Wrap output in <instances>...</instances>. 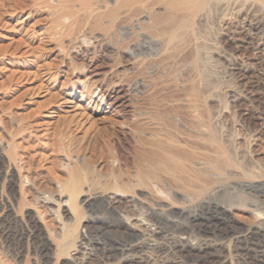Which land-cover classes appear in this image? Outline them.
<instances>
[{"label":"rangeland","instance_id":"rangeland-1","mask_svg":"<svg viewBox=\"0 0 264 264\" xmlns=\"http://www.w3.org/2000/svg\"><path fill=\"white\" fill-rule=\"evenodd\" d=\"M104 1L0 0V143L7 147L10 143L8 136L13 134L12 143L18 146L17 168L11 165L17 181L15 200L10 196L6 181L0 182L1 264H67L64 255L55 256L51 261L40 255L37 238L32 236L35 229L28 223V219L35 214L36 229L45 237V242L47 240L56 245L53 234L51 231L47 234V231H53L58 223H68L72 219L65 210L67 194L63 192L59 196V186L62 183L68 184V177L73 171H82L83 161L84 164L103 168L106 174L111 166L113 170L117 167L118 162L111 161L112 154L121 155V168L133 172L132 161L138 147L128 125L135 121L136 113L141 110L191 119L194 112H190L189 106L196 104L201 116L216 119L217 131L227 139V147L231 146L236 151L238 160L254 158L256 169L264 174V35L254 29L252 22L241 16L243 12H248V15L258 12L264 25V11L259 12L261 10L257 11V6L248 4L240 7L242 13L237 7L231 11L223 6L210 10L211 13L202 11L193 24L196 30L194 34L184 32L169 43L166 34L172 26L165 21L168 10L159 0H150L147 3L149 8L134 2L131 7H121V0L119 7H116L114 0ZM101 3L105 4L101 6ZM97 5L108 6L110 12L116 10L114 25L108 28L107 22L111 17H104L98 21L100 27H95V16L90 15L97 12ZM146 11L149 12V18H160L158 26L155 25L158 30L151 28L150 23H133V19L144 20L142 16ZM177 12L175 16L179 17L181 13ZM82 87L86 90L90 88L88 91L92 99L99 102L104 110L115 109L119 114L117 122L110 123L102 117V112L96 114L90 107H86L85 97L80 99ZM21 135L25 139L21 140ZM142 149L148 151L146 146ZM8 160L5 157L7 163H13ZM32 173L36 176L35 186L54 188L56 201L53 208L58 206L59 200L63 211L59 209L62 221L56 215L45 212L32 200L29 182L24 179L25 175ZM18 174L25 181L22 189ZM100 177L97 185L90 187L88 183L83 184L84 190L90 188L87 200L102 194L100 186L108 182L109 177ZM262 177L252 181H255L254 184L264 182ZM160 178L152 183V189H141L143 195L138 196L141 203L134 213L147 214L150 205L159 208L156 204H164L168 206L164 209L171 205L175 209L184 208L186 212L201 215L204 217L203 224L201 221H198L197 226L194 224L193 239L199 243L206 239L209 243H215V247L208 250L214 255L202 261L198 259L201 253L194 248H187L182 254L177 250V253L173 252V249L167 252L142 248L141 252L153 259L139 264H264V253L256 246V240L238 237L240 233L244 234L239 230L237 235H226L224 231L219 233L225 224H216L210 214L203 212L204 205L193 197L192 192L181 190L164 175ZM230 187L234 190H224L209 202L228 205L231 199H239L244 195L243 198L250 206L258 208L253 210L256 213L252 211L254 214L248 221H261L264 227V193H260L257 188H237L232 184ZM44 197L39 201L47 202ZM8 203L14 206L18 223L4 219L1 205ZM91 207L89 210L87 208V214L102 219L112 218L98 200ZM122 207L123 211L132 213L129 212L130 208L125 205ZM171 219L179 222L183 219L184 223H190L184 217ZM204 226L210 229L205 230ZM199 228L204 229V232ZM86 231V228L80 226L81 237L77 242L80 253L72 251L78 264H121L122 257L108 256L105 250L111 240L120 239L118 234L101 232L93 233L90 237ZM144 233L132 241L122 237L121 243L148 242L150 237ZM92 241L103 244L95 247ZM167 241L171 240H158L159 243ZM16 252L19 253L18 258ZM89 253L95 254L96 258L86 262L83 256ZM127 254L133 253L122 256Z\"/></svg>","mask_w":264,"mask_h":264},{"label":"bare ground","instance_id":"bare-ground-1","mask_svg":"<svg viewBox=\"0 0 264 264\" xmlns=\"http://www.w3.org/2000/svg\"><path fill=\"white\" fill-rule=\"evenodd\" d=\"M121 1H122V3L120 4L121 7H129V6L131 7V3L134 2L137 4H144L145 8H149V6L147 7V3L150 2V0H121ZM159 1L162 2L165 5V8L168 10L165 21L171 24L172 26V29H170L171 31H169V33L166 34L167 40H168L167 42L169 43L173 41L175 38L182 36L184 32H191L194 34V31L196 30H194L193 24L195 22V19H197L196 17L198 16V14L201 13L202 11L209 12L210 10H213V9L215 10V8L219 6L220 7L223 6L227 10L228 9L231 10L234 7L235 8L237 7L236 9L238 11L240 10L242 11L240 7H243L247 4L249 6L251 5H255V7L257 6L258 7L257 11H259V9L261 10L259 12L264 11V0H159ZM103 4L101 3V6ZM114 5L116 7H119V0H114ZM101 6L97 5L95 7V10H97V12L95 13L93 12V14H91L90 16L92 17L95 16L94 25L96 28L100 27L101 23H99L98 21H100L102 18L111 17L110 21L107 22L109 23L107 25L109 28L112 25H114V20H116L115 19L116 10L114 9V12H110V8L107 9L108 6L106 5L103 7ZM150 7L152 8L153 5L152 6L150 5ZM177 11L181 13L179 17L175 16L176 15L175 12ZM241 11L240 13H242ZM253 11L255 10L253 9ZM144 13H146L142 16L144 20L143 19L140 20L141 18L133 19V23H135L136 25H140L141 23L142 24L150 23L151 28H154L155 31L158 30L155 28V25L156 27L158 26L160 18L158 19L155 16H153L152 18L151 17L149 18V12L146 11ZM247 13L243 12L241 14V16H243L242 18L244 17L245 19L247 18L250 22H252L254 29L256 31H260V33L264 35V25L262 23V18H260L259 16L260 13L258 14V12L256 13L254 12L251 15H248ZM206 16L207 15H205V17ZM230 16L232 17L231 13H230ZM230 16L228 15L227 17L230 18ZM224 18H225V15H224ZM263 18H264V14H263ZM130 28L131 27L127 29L129 30ZM125 32L127 33V31ZM202 71L203 70H201V72ZM82 88H83V91H82L83 93L81 92L80 99H83L85 97V100L87 101L86 107H90L91 111L96 114L102 112L104 114V116L102 117H104V119L109 121L110 123L117 122L116 118H118L119 114H117L115 109L110 108L109 110L107 109L104 110V107L99 102H96L92 99V96L90 95L91 92L88 91L90 88L87 90L85 89V87H82ZM195 105L196 104L189 106L190 112L191 111L194 112L193 116L190 117L191 119H189V117H187L186 119L185 118L183 119L182 117L180 118L175 115L172 116L170 114H159L155 112L154 113L147 112L144 110H141L136 113L137 115H136L135 121L133 120L134 122L128 125L131 132L133 133V134L131 133L133 135V141L135 145L138 147L137 150L135 149L136 153L132 161L133 162L132 165L134 168L133 172H129L121 168V155L112 154L111 161L118 162L116 165L117 167L116 168L114 167V170L116 171L114 172L113 166H111L110 169L106 172V174L103 173V168H98L96 165L84 164L85 161H83L81 165V169H80L82 170L81 172L77 170L73 171L68 177V180H67L68 184L65 183L67 185H63V183L62 185L59 184L60 185L59 187H61V191H59L60 195L59 194L58 195L59 196L63 195L64 194L63 192H66L67 194L66 202L68 204L65 210L66 212L68 211L70 215L72 216L71 221H69L68 223L61 222L62 213H60L59 211L60 209L59 200H57L59 202L57 203L58 206H56V208H53L54 207L53 205H55L54 202L56 201L54 199V195H55V191L53 190L54 188H48L49 186L47 188L45 186L44 188H41V187L39 188L38 186H35L36 176H34L33 173L29 176L25 175L24 179H26V182H29V186H30L29 192L31 193L32 200L35 203L39 204L40 207L45 212H49L50 214L56 215V217H58V219L61 220L60 221L61 223H58V226L56 227V229H54L53 231L49 229L47 231V234L49 231H51V233L53 234L55 238L54 240H56V245H55L54 243L47 242V240L45 242V237H43L40 231L36 229L35 226L37 224V218L35 214L34 216L32 215L29 217L28 219L29 222L28 221L27 222L35 229L32 232V236L35 239L37 238V244L39 247L40 255H42V257H44L45 260L50 259V261L51 259L52 260L55 259L57 256L64 255L66 256L67 264H78L77 257L73 255L74 253L72 254V251H76V253H80V250H78L79 246H77V242H78V239L81 237L79 236V228L80 226H82L87 229L86 231L87 236H90L93 233L100 234L101 232L103 234H107L109 232H112L113 234L114 233L118 234L119 235L118 237H120V239L111 240V243L109 242L110 244H108V248L106 247L105 250L108 256L122 257L120 258L121 264H135V263L139 264V263L146 262L147 260L150 261L151 259H153L152 257H149L150 255L145 256V253L143 254L141 252L142 248H145L148 250L150 249L152 251L156 249L158 250L160 249L162 251H167V252L173 249V252H176L175 250H177L179 251V253L185 251L187 248L189 249L194 248L198 252L201 253L200 255L198 254L199 255L198 259L202 261H206V259H209L211 256L214 255V253L208 252V250L212 248L213 246L215 247V243L214 244L213 242L209 243V241H206L207 239L203 241V243L195 242V239H193L194 237L192 235V232L195 226L194 224H196L197 226L198 221H201L202 223L204 217L198 214H193L190 211L186 212L184 208L175 209L171 205L169 206V208L164 209L165 207H168L164 204H156L159 206V208H155V207L153 208L150 205L148 207L149 212H147V214H143V213L139 214L140 212L138 214L134 213L137 205L141 203V200L138 198L139 195L140 196L143 195V192H142L143 190L141 189H144V188L152 189L151 187L152 183L157 181L162 175L168 177L172 181L171 183H174L175 185L180 187L181 190L183 189L184 191L188 190L189 192H192V194L194 195L193 197H195L197 200H200V203L204 205L202 206L203 212L210 214V218L214 220L216 224L218 225L225 224V227L223 230L219 229V233L220 231H224L223 233L226 235L230 233L237 235L239 231H242L244 232V234L240 233L238 237L247 238V240L248 239L256 240V242H258L256 246L259 248L261 253H264L263 222L258 221L254 223V222L248 221L252 213L254 212L253 210L258 209L257 207L254 208V206H250L247 203V201H245V199L243 198L244 195L243 197L241 196L240 198L238 197L239 199H235V198L233 200L231 199V203L229 201L228 205H223L215 201H214L215 203L209 202V200L212 201L213 197L220 194L224 190H227V189L229 190V188L231 190H234L233 187H230V184L235 185L237 188L239 187L249 188V189L257 188L260 193H264V182H259V183L257 182V184H254L255 181L254 182L252 181L254 179L261 177L262 175L264 176V174H261L260 171L256 169L257 164L255 163V161H253L254 158L245 157L243 158L244 159L243 161H239L236 151H233L230 148L231 146L227 147V145L225 144L227 139L223 138V136H221L220 133L217 131L216 119L214 117L213 119L210 116L204 118L197 112V110L199 109ZM189 110L187 109V111ZM24 129L27 130V128H24ZM23 130L21 129L20 131H23ZM23 132H25V130ZM8 137L11 141L9 139L8 140L10 143L6 141L9 143L7 147L3 146V144L0 143V182L6 181V187L9 190L10 196L12 199L15 200V196H16L15 187L17 186V181L15 178V173L13 171L14 168L12 167L14 166L15 168H17L16 167V157H18L17 155L18 146L12 143V140L14 137L13 134L12 135L10 134V136ZM21 138H20L21 140L25 139V137L23 136ZM145 146L147 147L148 151L146 150L144 151L142 149ZM140 148L142 150H139ZM242 156L243 155H241L240 160ZM5 157L6 159H9L8 161H13V163L12 164H10L9 162L7 163L5 161ZM260 159H257L256 161H259ZM11 165L13 166L11 167ZM99 167H101V165ZM101 175H105L109 177V181L106 183L104 182L103 185L100 186L102 187V190H101L102 194H99V196L93 197L92 200H87L88 199L87 197L90 196L89 195L90 193H88L90 191V188L88 190H84L83 184L88 183V186L90 187H92L94 184L97 185L98 178ZM18 176H19V180H18L19 185L21 187L20 189H22L23 183L25 181H23L24 179L22 180V176L20 174H18ZM262 178L264 179V177ZM234 180L235 181L237 180V181L234 182ZM106 191H109V192H106ZM43 195L46 196L44 197V199H46L47 202H45V200H43V202L39 201L41 197H43ZM97 200L100 202V204L104 206L105 211L112 216L110 220L99 218L91 213L87 214V208L89 210V208L93 206V203ZM145 201L147 200L145 199ZM84 205L85 207H83ZM123 205L130 208L129 212H132V213L123 211L121 209L123 208L122 207ZM260 205H259V208H260ZM1 206L4 212V213L2 212V214L4 215V219L7 221L9 220L14 223H18V220L16 217L17 215L15 214L16 212L13 209L14 206L12 207L11 204L9 205L2 204ZM254 213H256V211ZM176 216L177 218L184 217L190 220V223H184L185 221L183 222V219H182V222L171 219L172 217H176ZM240 222H244V224L241 225ZM207 224H204V225H207ZM161 226L166 227V229H163V227ZM204 229L207 230L210 228L205 227ZM204 229L202 230L201 228H199V230L202 232H204ZM143 232H146L144 234H147L150 237L148 242L130 243L126 245L121 243L122 237H126V239L130 238L132 241L134 239H137ZM160 239H169L171 241L170 242L167 241L168 243H165V242L159 243L160 241L158 242V240ZM256 242L254 241V243ZM51 244L54 245L53 248L51 247ZM92 244L95 247H97L103 243L92 241ZM215 250L216 249H214V251ZM18 252L15 253L17 258L19 257ZM129 252H132L133 254L131 255L127 254V256L125 255L124 257L122 256L125 253H129ZM215 255H218V253H215ZM95 258H96L95 254H92V253L85 255V257L83 256V259L86 262H91L95 260ZM153 261H155V259ZM178 264H184V263L179 262Z\"/></svg>","mask_w":264,"mask_h":264}]
</instances>
